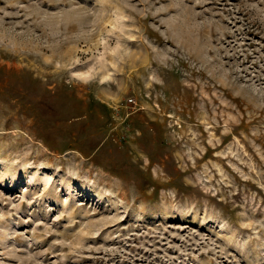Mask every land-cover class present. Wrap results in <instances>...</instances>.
Listing matches in <instances>:
<instances>
[{
	"label": "rangeland",
	"instance_id": "374dc122",
	"mask_svg": "<svg viewBox=\"0 0 264 264\" xmlns=\"http://www.w3.org/2000/svg\"><path fill=\"white\" fill-rule=\"evenodd\" d=\"M0 264H264V0H0Z\"/></svg>",
	"mask_w": 264,
	"mask_h": 264
},
{
	"label": "bare ground",
	"instance_id": "6f19581e",
	"mask_svg": "<svg viewBox=\"0 0 264 264\" xmlns=\"http://www.w3.org/2000/svg\"><path fill=\"white\" fill-rule=\"evenodd\" d=\"M85 73H86V72H85ZM94 73H95V72H94ZM91 75H93V74L90 73V76H91ZM84 76H86V75H84ZM92 77H93V76H92ZM107 78H110V75H109V74H108V75H105V77H104L103 79L106 80Z\"/></svg>",
	"mask_w": 264,
	"mask_h": 264
}]
</instances>
